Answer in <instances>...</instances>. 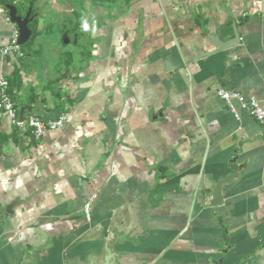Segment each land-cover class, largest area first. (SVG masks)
Here are the masks:
<instances>
[{
	"label": "crops",
	"instance_id": "obj_1",
	"mask_svg": "<svg viewBox=\"0 0 264 264\" xmlns=\"http://www.w3.org/2000/svg\"><path fill=\"white\" fill-rule=\"evenodd\" d=\"M31 1L20 59L0 0V73L67 122L37 141L0 113V264L86 262L106 238L116 264H264V127L217 94L264 109V0Z\"/></svg>",
	"mask_w": 264,
	"mask_h": 264
},
{
	"label": "built area",
	"instance_id": "obj_2",
	"mask_svg": "<svg viewBox=\"0 0 264 264\" xmlns=\"http://www.w3.org/2000/svg\"><path fill=\"white\" fill-rule=\"evenodd\" d=\"M9 22L10 19L8 20ZM9 44L4 47L2 55L5 57L14 55L20 59H25L22 46L19 45L20 32L16 25ZM218 96L222 99L236 119L240 120L239 109L246 112L251 118L264 127V109L255 97L219 86ZM238 105V106H237ZM0 113L8 115L12 125L19 131H24L27 127L32 137L39 141L48 132H55L63 129L67 122V116L61 114L56 119H43L36 115H27L24 122H20L21 107L15 101L11 93L10 80L0 73Z\"/></svg>",
	"mask_w": 264,
	"mask_h": 264
},
{
	"label": "water",
	"instance_id": "obj_3",
	"mask_svg": "<svg viewBox=\"0 0 264 264\" xmlns=\"http://www.w3.org/2000/svg\"><path fill=\"white\" fill-rule=\"evenodd\" d=\"M7 2L5 6V10L9 13V19L12 24L16 25L20 32L19 38V45L24 46L29 43L33 36V31L30 28V24L36 18V15H32L33 7L29 6L27 12L25 14H20V7L18 5L19 0H5ZM113 0H95L97 3H111ZM234 30V37L227 41H223L217 35H210L209 39L213 47L217 51H226L232 49L240 44V36L238 33V29L236 25L233 26ZM208 54V53H207ZM206 53H200V58L207 55ZM169 69V64L167 63V70ZM27 115H34V110L32 107H21V114H20V122H24L25 117ZM28 129L25 127L24 132H27ZM25 141H21V151L24 150V143ZM233 177L228 178L226 181H221L214 187V204L217 205L221 200V187L229 182ZM17 203H13L9 208L8 212L13 213V209L17 206ZM109 240L110 238H106L105 243V254H103L100 258L98 256H91L88 258L86 262L76 263V264H116L119 255L112 252L111 248L109 247ZM24 263H29V260H24ZM218 264H223V260H221Z\"/></svg>",
	"mask_w": 264,
	"mask_h": 264
},
{
	"label": "clouds",
	"instance_id": "obj_4",
	"mask_svg": "<svg viewBox=\"0 0 264 264\" xmlns=\"http://www.w3.org/2000/svg\"><path fill=\"white\" fill-rule=\"evenodd\" d=\"M81 27H82V30L85 32L94 33L98 30L97 22L93 21L92 23H90L86 16H82L81 18Z\"/></svg>",
	"mask_w": 264,
	"mask_h": 264
},
{
	"label": "trees",
	"instance_id": "obj_5",
	"mask_svg": "<svg viewBox=\"0 0 264 264\" xmlns=\"http://www.w3.org/2000/svg\"><path fill=\"white\" fill-rule=\"evenodd\" d=\"M30 3L33 4V3H34V0L31 1ZM6 4H7V2H6L5 0H1V5H2L3 7H5ZM19 7H20V6H19ZM28 8H29V6L27 7L26 5H24L23 8H20V9H21V10H20V14H22V15L25 14V12H27ZM32 15H35V11L32 13ZM30 28H31V29L33 28L32 24H31ZM35 36H36V32H34V35H33L32 39H31V41L35 38ZM31 41H30V42H31ZM30 42H29V43H30ZM29 43H27V44H29ZM27 44H26V45H27ZM23 48H24V47H23Z\"/></svg>",
	"mask_w": 264,
	"mask_h": 264
},
{
	"label": "rangeland",
	"instance_id": "obj_6",
	"mask_svg": "<svg viewBox=\"0 0 264 264\" xmlns=\"http://www.w3.org/2000/svg\"><path fill=\"white\" fill-rule=\"evenodd\" d=\"M18 2H19V1H18ZM28 45H29V44L24 45V46H22V47H24L26 50H28Z\"/></svg>",
	"mask_w": 264,
	"mask_h": 264
}]
</instances>
